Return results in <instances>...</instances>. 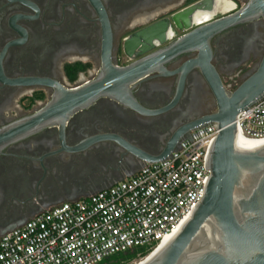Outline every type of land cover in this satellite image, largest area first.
Masks as SVG:
<instances>
[{
    "label": "flooded vegetation",
    "instance_id": "af4514ba",
    "mask_svg": "<svg viewBox=\"0 0 264 264\" xmlns=\"http://www.w3.org/2000/svg\"><path fill=\"white\" fill-rule=\"evenodd\" d=\"M209 0H0V130L18 123L61 91L81 89L109 62L124 68L177 41L184 32L172 17ZM192 28L238 10L245 0H213ZM234 5V6H233ZM172 32L164 44L153 26ZM154 49L137 56L134 44ZM209 65L231 94L257 68L264 22L237 25L209 42ZM198 51L166 61L163 72L130 85L132 104L101 98L59 123L0 150V237L37 214L73 203L135 173L162 154L173 137L213 116L218 101L199 67L181 69Z\"/></svg>",
    "mask_w": 264,
    "mask_h": 264
},
{
    "label": "water",
    "instance_id": "95a60500",
    "mask_svg": "<svg viewBox=\"0 0 264 264\" xmlns=\"http://www.w3.org/2000/svg\"><path fill=\"white\" fill-rule=\"evenodd\" d=\"M213 0L196 3L172 17L182 37L164 48L153 51L124 68L108 62L100 77L74 91L56 94L50 103L32 116L0 130V150L39 130L62 123L101 98L132 104L130 85L163 72V65L182 53L198 51L197 59L181 69L182 78L199 67L213 87L218 101L217 112L195 127L214 124L219 130L208 155L210 176L202 197L190 216L171 232L166 244L137 264H264V146L246 149L236 140L234 121L238 113L264 98V52L255 71L231 94L227 95L209 65L210 40L231 27L263 20L264 0H245L235 12L192 28L198 12L212 13ZM154 33L164 44L167 29L157 25L137 33L136 40H147ZM137 56L151 52V44H134ZM173 137L165 151L146 163L166 158L188 134ZM12 227L5 233L13 230Z\"/></svg>",
    "mask_w": 264,
    "mask_h": 264
},
{
    "label": "built area",
    "instance_id": "2783aa9c",
    "mask_svg": "<svg viewBox=\"0 0 264 264\" xmlns=\"http://www.w3.org/2000/svg\"><path fill=\"white\" fill-rule=\"evenodd\" d=\"M171 36L169 31L166 37ZM234 125L244 139H264V98L240 111ZM218 133L214 124L198 126L166 158L145 163L108 189L47 209L5 233L0 264H102L130 252H135L131 264L142 260V253L167 242L200 201Z\"/></svg>",
    "mask_w": 264,
    "mask_h": 264
},
{
    "label": "bare ground",
    "instance_id": "6f19581e",
    "mask_svg": "<svg viewBox=\"0 0 264 264\" xmlns=\"http://www.w3.org/2000/svg\"><path fill=\"white\" fill-rule=\"evenodd\" d=\"M236 140H237L238 144L242 148H246V149H252V148H257V147L264 146V139H261V140H249V139L242 138L240 135H236ZM165 244H166V241H164L163 243H161V245L155 250V252H157L158 250H160ZM138 262L139 261H137L135 264H137Z\"/></svg>",
    "mask_w": 264,
    "mask_h": 264
},
{
    "label": "trees",
    "instance_id": "16d2710c",
    "mask_svg": "<svg viewBox=\"0 0 264 264\" xmlns=\"http://www.w3.org/2000/svg\"><path fill=\"white\" fill-rule=\"evenodd\" d=\"M146 255L147 253L144 252L141 257H145ZM133 260H135V252H130L125 255L114 256L102 264H120L121 261H123V264H130Z\"/></svg>",
    "mask_w": 264,
    "mask_h": 264
},
{
    "label": "rangeland",
    "instance_id": "374dc122",
    "mask_svg": "<svg viewBox=\"0 0 264 264\" xmlns=\"http://www.w3.org/2000/svg\"><path fill=\"white\" fill-rule=\"evenodd\" d=\"M131 264V263H130Z\"/></svg>",
    "mask_w": 264,
    "mask_h": 264
}]
</instances>
